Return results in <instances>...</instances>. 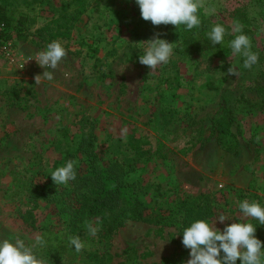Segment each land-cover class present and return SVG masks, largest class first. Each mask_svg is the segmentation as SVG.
<instances>
[{
	"label": "rangeland",
	"instance_id": "obj_1",
	"mask_svg": "<svg viewBox=\"0 0 264 264\" xmlns=\"http://www.w3.org/2000/svg\"><path fill=\"white\" fill-rule=\"evenodd\" d=\"M196 2L195 29L221 24L231 41L241 26L255 65L230 48L184 54V26L144 21L134 0H0L14 21L35 19L24 41L0 26V240L80 238L79 251L34 248L40 264H186L182 233L198 219L251 222L264 241L239 213L243 200L264 206V0ZM156 36L177 44L151 71L139 55ZM53 41L66 56L36 81L45 69L30 59ZM68 160L76 179L55 185ZM96 199L124 212L119 225L73 223Z\"/></svg>",
	"mask_w": 264,
	"mask_h": 264
},
{
	"label": "clouds",
	"instance_id": "obj_2",
	"mask_svg": "<svg viewBox=\"0 0 264 264\" xmlns=\"http://www.w3.org/2000/svg\"><path fill=\"white\" fill-rule=\"evenodd\" d=\"M138 6L141 18L150 21L152 25L184 26L186 31L200 25L198 14L199 5L196 0H134ZM234 31L238 33L234 39L228 42L234 56L243 59V67L250 69L258 62V55L251 51L248 36L243 33L241 26L237 25ZM226 29L221 24H214L207 33L212 45H223ZM145 45L142 55H139V63L147 66L151 71L158 66L169 62L173 55V46L177 43H169L158 36L142 43ZM66 56L64 47L57 41L46 45L42 51L35 53L36 63L45 71L40 77L48 80L54 78V70L57 69L62 59ZM229 72L236 75L235 69ZM55 185L67 184L76 179L75 161L68 160L64 166L55 169L51 174ZM239 213L244 218H252L260 225H264V206L258 202L243 200L239 203ZM227 218L219 216L223 223ZM89 233L96 234V228L89 225ZM257 227L251 222H234L224 227L221 231L212 222L198 219L190 223L182 233V245L189 249L190 259L186 264H264V241L256 238ZM46 241L38 237L34 245L26 244L25 240L15 237L0 240V264H40L33 249L37 246L44 247ZM69 245L79 251L82 243L79 237H71Z\"/></svg>",
	"mask_w": 264,
	"mask_h": 264
},
{
	"label": "trees",
	"instance_id": "obj_3",
	"mask_svg": "<svg viewBox=\"0 0 264 264\" xmlns=\"http://www.w3.org/2000/svg\"><path fill=\"white\" fill-rule=\"evenodd\" d=\"M27 23V25H26ZM35 24V19H30V20H26L23 17H20L19 19H17L16 21H14L10 15V13L8 14V11L5 7V5H0V26H2L4 28V32L8 31L9 29H13V31H15V36L16 39L20 40V41H24L26 40V30L32 28V26ZM21 25H23L21 27ZM214 24H209L207 29L208 31H210L211 27ZM4 33H0V39H2ZM228 38H224V43L223 45H215L213 46L211 41L208 39V35L207 34H203L200 33L199 31H197L195 28H193L192 30L186 31L185 29L183 30L182 33V43L183 46L185 47L186 52L184 54H190V53H200L204 50H210L213 51V53L217 54V53H222L224 51H226L229 47H228ZM182 54H183V50H181ZM216 126V125H215ZM112 191V190H111ZM85 198V196H84ZM98 200V199H96ZM82 202V201H81ZM96 203L92 204L90 203V201L85 200V202H83V204L80 205V210L81 213L77 214L75 213V217L73 219V223H77L76 220H81V218L83 219H91V218H103V219H108L109 220V224L113 227H116L117 225L120 224V222H118V218H121L124 214V212L121 211L120 209V213L118 215H116V212H110V211H104L103 209H100L97 205H99V200L98 201H94ZM101 205H103L101 203ZM100 205V207H102ZM95 206V207H94ZM94 207V209H93ZM104 208V207H103ZM142 210L144 209V207H141ZM85 210H87V212H84ZM112 215L114 217H112ZM74 225V224H73ZM39 237H42L45 239L46 241V245L44 247H35L36 249L39 248H44L45 251L46 250H55L57 253L59 254H63L67 251H73L75 250L74 247L69 245V239L71 237H76L74 231L70 232H66L63 234H55L52 233V231L47 230V231H41V233L39 234Z\"/></svg>",
	"mask_w": 264,
	"mask_h": 264
}]
</instances>
